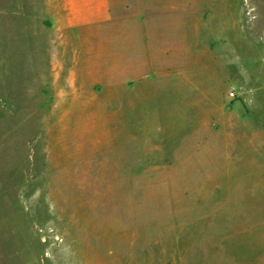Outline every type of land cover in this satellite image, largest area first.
Returning a JSON list of instances; mask_svg holds the SVG:
<instances>
[{
	"label": "rangeland",
	"instance_id": "obj_1",
	"mask_svg": "<svg viewBox=\"0 0 264 264\" xmlns=\"http://www.w3.org/2000/svg\"><path fill=\"white\" fill-rule=\"evenodd\" d=\"M153 4L0 0V264H264V0Z\"/></svg>",
	"mask_w": 264,
	"mask_h": 264
},
{
	"label": "crops",
	"instance_id": "obj_2",
	"mask_svg": "<svg viewBox=\"0 0 264 264\" xmlns=\"http://www.w3.org/2000/svg\"><path fill=\"white\" fill-rule=\"evenodd\" d=\"M153 1L57 0L66 9L67 17L72 20L68 22L71 25H134L139 28L140 41L152 40L148 26L156 23L153 17L159 11ZM160 10H168L167 5Z\"/></svg>",
	"mask_w": 264,
	"mask_h": 264
},
{
	"label": "built area",
	"instance_id": "obj_3",
	"mask_svg": "<svg viewBox=\"0 0 264 264\" xmlns=\"http://www.w3.org/2000/svg\"><path fill=\"white\" fill-rule=\"evenodd\" d=\"M232 97H234V95H235V93L234 92H231V94H230Z\"/></svg>",
	"mask_w": 264,
	"mask_h": 264
}]
</instances>
